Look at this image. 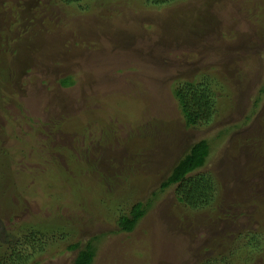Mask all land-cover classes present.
I'll use <instances>...</instances> for the list:
<instances>
[{"label":"rangeland","instance_id":"obj_1","mask_svg":"<svg viewBox=\"0 0 264 264\" xmlns=\"http://www.w3.org/2000/svg\"><path fill=\"white\" fill-rule=\"evenodd\" d=\"M130 5L67 16L50 0H0V233L33 218L62 232L35 264H72L68 245L103 232L95 264H201L230 242L221 264H264V0ZM203 75L222 84L218 113L187 127L173 88ZM201 138L220 189L186 211L160 186ZM149 199L135 231L118 232Z\"/></svg>","mask_w":264,"mask_h":264},{"label":"trees","instance_id":"obj_2","mask_svg":"<svg viewBox=\"0 0 264 264\" xmlns=\"http://www.w3.org/2000/svg\"><path fill=\"white\" fill-rule=\"evenodd\" d=\"M95 0H50L53 5H59L67 16L71 14H81V11L91 10ZM104 1V0H103ZM106 1V0H105ZM118 4L116 11L124 12L125 4L130 6L134 2L137 5L152 7H168L173 2L185 0H111ZM122 2V3H120ZM121 5H120V4ZM123 4V5H122ZM111 6V5H109ZM112 7V6H111ZM147 7V8H149ZM79 9L81 11H79ZM65 88L73 86L76 82L73 75H68L60 80ZM222 84L213 76L203 75L199 80H178L173 88V93L178 103V107L185 120L187 127H199L210 125L218 113L217 109V88ZM264 95V86L260 89V95L256 104ZM229 132L228 128H221L219 138ZM213 140L201 138L192 143L183 156L172 167L169 175L162 181L160 192H164L170 187H176L175 194L186 211H200L211 207L217 201L220 182L210 171L203 170L208 164V160L213 153ZM264 145V141L263 144ZM156 196V193H155ZM153 204V200L146 202L137 201L128 212H123L117 218L119 226L118 232L131 233L135 231L141 220L147 215ZM50 228V229H49ZM39 224L37 219L33 221L18 223L17 227L6 229L0 233V264H35L41 253H46L53 248L54 244H59L64 237L54 225ZM114 232H103L91 236L86 242H75L68 245V249L76 251V257L72 264H95L101 245L106 241L108 234ZM117 233V232H115ZM249 244L257 238L256 232L248 234ZM246 235V237L248 236ZM235 234L233 239L239 238ZM234 239V240H235ZM228 241L226 244L228 245ZM230 250L227 256L217 255L209 260H204L201 264H221L227 258H233L238 252L237 243L229 244ZM221 258V259H220ZM234 262L229 259L228 264Z\"/></svg>","mask_w":264,"mask_h":264}]
</instances>
